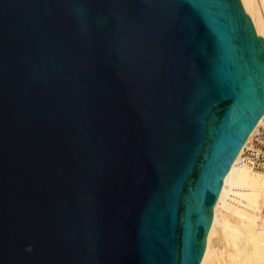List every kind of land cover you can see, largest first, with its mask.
<instances>
[{
	"label": "water",
	"instance_id": "1",
	"mask_svg": "<svg viewBox=\"0 0 264 264\" xmlns=\"http://www.w3.org/2000/svg\"><path fill=\"white\" fill-rule=\"evenodd\" d=\"M263 114L241 0H0V264H200Z\"/></svg>",
	"mask_w": 264,
	"mask_h": 264
},
{
	"label": "bare ground",
	"instance_id": "2",
	"mask_svg": "<svg viewBox=\"0 0 264 264\" xmlns=\"http://www.w3.org/2000/svg\"><path fill=\"white\" fill-rule=\"evenodd\" d=\"M257 36L264 39V0H241ZM264 114L248 135L222 183L200 264H264V171L240 157Z\"/></svg>",
	"mask_w": 264,
	"mask_h": 264
},
{
	"label": "built area",
	"instance_id": "3",
	"mask_svg": "<svg viewBox=\"0 0 264 264\" xmlns=\"http://www.w3.org/2000/svg\"><path fill=\"white\" fill-rule=\"evenodd\" d=\"M240 163L264 171V125L254 132L252 139L241 154Z\"/></svg>",
	"mask_w": 264,
	"mask_h": 264
}]
</instances>
